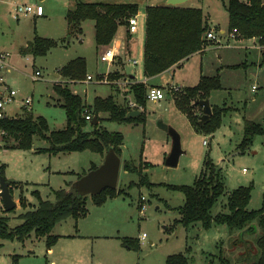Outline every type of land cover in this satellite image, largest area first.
<instances>
[{"label":"rangeland","instance_id":"rangeland-1","mask_svg":"<svg viewBox=\"0 0 264 264\" xmlns=\"http://www.w3.org/2000/svg\"><path fill=\"white\" fill-rule=\"evenodd\" d=\"M44 1L45 8L49 5L52 7L51 12L47 11L46 17H34L22 12L14 16V7L16 4L22 6L24 2L37 1L0 0V49L8 52L11 66L10 71L0 69V75L17 91L15 101L6 108L7 115L22 116L26 109L20 106V99L29 96L32 99L31 112L47 120L49 131L63 129L66 125L65 112L53 85L67 83L72 92L82 97L89 113H92L91 103L94 96H110L118 107L142 111L145 121L118 123L108 120L107 113L100 112L97 127L118 131L123 135L119 156L121 166L116 188H121L124 194L107 198L101 205L94 204L87 195L85 215L76 221L68 217L57 223L51 233L58 235V238L50 248H47L45 237H37L33 233L23 243L0 239V264H50L51 261H54V264H165L166 257L175 253L185 254L188 264H225L221 261L222 257L228 264L255 262L259 256L256 246L259 229L249 232L245 228L240 235L241 231L229 232L224 225L203 229L200 224L193 223L183 227L177 222L180 217L179 207L184 201L183 194L169 186L192 185L195 177L204 170L205 160L210 159L219 171L224 186L223 194L211 209L212 215L226 210L225 203L229 192L238 186L245 187L249 184L252 187L247 209L253 210L262 206L264 135L255 136L252 144L243 152L237 148L246 120L264 126V63L261 62V48H258L255 39L248 38L240 43L237 41L241 40L238 36L228 39L227 33L230 31L227 30L226 18L221 16L220 22L217 19L225 32H215L217 39L210 41L229 47L219 53L221 62L239 63V66L235 69L225 68L220 72L222 87L212 91L210 102L219 104L212 106L218 107L224 115L221 116L220 126L210 136L194 129L201 107L189 101L191 104L188 106L187 116L183 105L177 101L187 85L193 86L201 70L207 69L209 74L213 73L214 66L219 62V54H215V51L206 52L201 59L198 55H193L183 69L178 68L173 73L174 80L179 84L185 82V86H160L165 94L164 99L156 102L146 99L145 105H139L130 86L136 81H129L125 76L128 72L125 68L126 55L124 54L123 58H114L111 64L109 63L111 66L107 67L109 71L96 72L100 66L108 64L100 62L92 22L85 20L82 23L81 35L75 30L69 32L68 29L66 33L62 12L71 0ZM100 1H134L138 3L141 11L149 3L164 4V0ZM184 5L208 7L214 12L215 9L221 10V0H189ZM136 16L139 26L137 34H141L144 16H139L138 13ZM36 35L50 36L57 40V44L44 55L24 54L20 48H24ZM250 47L251 49H246ZM121 48L124 49L122 46ZM210 54L214 56L212 62ZM77 56L86 60V75L90 74L96 80L107 79L108 83H92L86 76L82 80L65 82L58 74L59 68ZM141 58L142 56L138 55V63L133 66L139 77H142ZM130 66L129 63L128 69ZM113 67L120 68L122 72L113 70ZM35 70L40 72V78L36 80L31 78ZM114 71L119 76H111ZM54 73H57L56 77ZM252 75L254 78H251ZM165 77L169 75L166 74ZM253 84L256 89L252 91ZM144 85L146 89L151 86L148 83ZM169 95L171 97L167 98ZM159 121L179 133L184 152L180 155L176 167L167 166L164 162L172 141L170 135L158 126ZM92 128L88 121L84 129ZM204 139L207 140V145L203 144ZM11 143L2 141L0 135L2 176L17 181L11 184L13 199L17 203L14 210L3 212L0 200V215L8 216L10 227L22 222L19 214L37 206L38 197L35 192L42 199L54 201V190L63 188L67 191L69 185L87 172L92 164L98 166L104 155L89 150L57 154L39 153L37 149L48 147V142L39 137H33L30 149L5 147ZM124 161L135 166L136 170H123ZM144 175L153 183L150 187L137 184ZM142 233L146 234L144 240L139 239ZM69 235L81 237H67ZM127 238L138 239V248L127 247L124 244V239Z\"/></svg>","mask_w":264,"mask_h":264},{"label":"trees","instance_id":"trees-1","mask_svg":"<svg viewBox=\"0 0 264 264\" xmlns=\"http://www.w3.org/2000/svg\"><path fill=\"white\" fill-rule=\"evenodd\" d=\"M138 7V3L134 1L74 0L73 7L68 9L65 15L68 31L75 30L81 34V22L91 20L93 21L96 46L109 45L121 27H125L128 31V19L137 14ZM225 7L228 15L227 30L236 29V36L240 39L255 38L258 45L263 46L260 50L261 62L264 63V0H226ZM144 12L143 72L146 76L159 74L204 48L207 39L203 40L202 37L207 30V24L200 8L180 5H146ZM56 44L57 42L53 39L36 35L22 50L24 54L40 56L46 54ZM58 74L65 82L84 79L86 76L85 58L77 56L70 59L59 68ZM111 76L119 75L114 71ZM130 86L135 101L139 105H145L146 88L144 83L136 81ZM220 88L221 82L218 75H202L195 85L185 87L183 95L177 102L181 106L183 105L182 108L187 114L188 106L191 104L189 101H192L193 104L195 100L208 98L211 91ZM53 89L62 102L61 106L66 118L65 127L49 131L47 120L42 116L34 115L31 111H25L22 116H6L0 118V131H3L0 135L2 141L5 143L11 141L12 143L11 145L4 144L5 147L30 149L33 137H39L48 142V147L37 149L39 153L57 154L89 150L101 155L112 148L120 156L123 135L118 131L98 128L99 113H107L108 120L118 123H143L145 121V114L142 111L139 110L140 112L136 116H127L131 110L118 107L112 97L96 96L93 99L92 113L90 114L96 115L98 121L92 125V130H85L84 127L88 121L84 118V114L89 113V110L82 97L72 92L67 83L54 84ZM211 108L212 115L208 121L201 125L198 124V120L194 123L195 129L205 134L215 132L220 126L221 116L224 115L218 107L212 106ZM188 114L187 116H189ZM257 135H264V126L246 120L243 136L237 148L243 152L252 144L253 138ZM95 167L96 165L92 164L90 169ZM122 168L127 172L136 170L135 166L126 161L123 162ZM0 175L2 176V170H0ZM137 184L150 187L153 183H150L147 176L144 175L140 177ZM169 186L183 194L184 201L179 207L180 217L177 220L183 227L198 223L203 229L224 225L229 232H239L245 228H248L249 232L254 228L259 229V236L256 240L259 256L251 264H264V199L260 208L247 209L251 184L245 187L238 186L229 192L225 203L226 210L215 215H212L211 209L223 194L224 186L220 180L219 171L210 159L205 160L204 170L195 177L192 185ZM10 190L12 192L11 185ZM53 193L55 199L50 201L42 199L35 192L38 197L37 206L19 214L22 222L14 227L8 225V216L0 215V239L23 243L33 233L37 237H45L47 248H50L58 238V235L51 233L54 226L68 217H72L76 221L85 215L87 198V195L73 198L63 188L54 190ZM121 194H124L121 188H105L99 194L89 196L94 204L101 205L107 198ZM13 210L14 208L10 211L4 209L2 211L7 213ZM124 244L135 249L139 245L138 239L133 238L124 239ZM221 261L228 264V261L223 257ZM165 264H188V257L183 253L171 254L166 257Z\"/></svg>","mask_w":264,"mask_h":264},{"label":"crops","instance_id":"crops-1","mask_svg":"<svg viewBox=\"0 0 264 264\" xmlns=\"http://www.w3.org/2000/svg\"><path fill=\"white\" fill-rule=\"evenodd\" d=\"M34 1H37V0H34ZM189 0H185L184 2H182L181 4H178L180 6H185L184 4H186V2H188ZM41 4L43 5V2H45L44 0L40 1ZM26 3V2H24ZM164 4H160V3H149L148 5H167L166 4V0H164L163 2ZM74 5V0H71V2H68L67 5H65V8L63 10L62 13H64V18H65V15H66V12L68 9H71ZM185 7H193V6H185ZM221 10H216L215 9V12L212 11L211 9H209L208 7H204V8H200L201 11H202V14H203V19L205 20L206 24H207V30L206 31H212V32H216V33H220V34H223L225 32L224 28H222L220 26V24L217 22V19L219 20V22L221 21L220 20V17L223 16L226 18V23L228 24V15H227V11H226V7H225V1L224 0H221ZM52 10V7L49 5L47 8L44 7L43 5V15L42 16H47V14H45L47 11H49V13L51 12ZM145 6L143 8V10L141 11L140 10V7H138V14L139 16L143 15L144 16V21H145ZM32 16L34 17H41V16H36V15H33ZM91 21V20H90ZM65 31L67 33V29H68V26H67V21L65 19ZM84 22V21H83ZM81 22V28H82V23ZM92 25H93V21H91ZM139 27V26H138ZM138 32V29L136 31H133V32H130L129 30L126 31V29H124L123 27H121L119 29V31L116 33L114 40H119V43H120V48H119V51L117 53V56L116 57H121L123 58L122 56L125 54L126 57H127V61H125V68H126V72L125 76H126V79H129V81H143L145 83H148V84H151V86H156L158 85L157 87H160V86H165L167 84H173V85H177V86H185L183 82L182 84L178 83L176 80H174V76H173V73L179 68V69H183L184 65L186 64V62L193 56V55H198L199 59H201L203 57V55H205L206 52H209V53H212L214 52L215 54H219L221 52H224L223 50L227 49V45H218L216 44L214 41H210V40H206L205 41V45H204V48L200 51H197V52H194L192 53L191 55H189L187 58H184L182 61L179 62V64H175L173 66H171L170 68L164 70L163 72L159 73V74H156L154 76H146L143 72V45H144V39H145V22H144V28H143V31L141 32V34H137ZM215 33V34H216ZM82 34V33H81ZM80 34V35H81ZM46 38H50V39H53L57 42L56 39L54 38H51L50 36H44ZM243 40L245 39H241V40H237L240 42H243ZM257 43V42H256ZM258 44V43H257ZM110 45V44H109ZM107 45H104V46H96V48L98 49V53L101 52V50L105 49ZM121 46L124 48L123 50H121ZM229 48V47H228ZM22 48H20L21 50ZM246 49H251L250 48H246ZM4 50V49H3ZM6 51V50H5ZM121 51V52H120ZM7 52V51H6ZM100 54V53H99ZM98 54V56H99ZM130 55V56H129ZM138 55H141L142 58H141V72H142V77H139V74L138 72L136 71L135 65H137L138 63ZM137 56V57H136ZM260 56H261V51H260ZM8 57L7 56V62H8V65H9V61H8ZM82 57V56H80ZM218 58H219V62L214 66V69H213V73L212 74H209L207 69L206 70H201L198 74L197 79L195 80V83L193 85H195L198 81H199V78L200 76H213V75H218L220 76V72H223L225 70V68H228V69H235V68H238L239 66V63H223L221 62V54L218 55ZM133 60H136L137 62L134 64L133 63ZM214 60V56L213 54H210V61L212 62ZM124 61V60H123ZM224 61V60H223ZM102 62V61H100ZM129 63L131 64L130 66V69H128V65ZM245 63V62H244ZM108 64V63H107ZM111 64V63H110ZM62 66V65H61ZM108 66H111V65H107V66H100L99 69H97L96 72H104L105 70L106 71H109V69L107 68ZM106 67V68H105ZM114 69L113 70H119L120 72H122L120 70V68H117V67H113ZM3 69V68H2ZM11 69V66L9 65V68H6L5 70L7 71H10ZM125 72V71H124ZM55 74V77L57 76V73H54ZM169 75V77H165V75ZM124 76V77H125ZM251 78H254V76L252 75ZM121 79H124V78H121ZM189 86V85H187ZM192 86V85H191ZM253 86H255V88H252ZM222 87V85H221ZM161 88V87H160ZM162 89V88H161ZM254 89H256V85H252L251 86V90L253 91ZM163 90V89H162ZM214 92V91H213ZM212 91L210 92V96L208 97L209 99V102H210V98L212 96ZM96 96H94L95 98ZM168 97H171L170 95L167 96ZM93 98V99H94ZM164 98H165V94H164ZM163 98V99H164ZM93 102V101H92ZM92 104V103H91ZM210 105L212 107V105H219V104H211L210 102ZM201 115V113L198 114V117ZM195 129V128H194ZM213 133L211 134H208L210 136H212ZM204 145H207V144H204ZM67 237H81L79 235L75 236V235H69ZM51 249H48V251H50ZM50 264H54V261H51Z\"/></svg>","mask_w":264,"mask_h":264},{"label":"water","instance_id":"water-1","mask_svg":"<svg viewBox=\"0 0 264 264\" xmlns=\"http://www.w3.org/2000/svg\"><path fill=\"white\" fill-rule=\"evenodd\" d=\"M184 1L185 0H166V4L178 5ZM202 38L204 40L205 35H203ZM193 104L201 107V115L198 117V124L201 125L208 121L212 115V108L209 99H198L195 100ZM139 112V110H131L127 116H136ZM97 121V116L94 115L90 124L95 125ZM158 126L170 135L172 141L170 152L166 156L164 162L167 166L176 167L178 165L180 155L184 152L181 148L179 133L163 121H159ZM120 166V157L112 148H109L104 153L102 162L95 168L89 169L87 172L74 180L69 185L70 187L67 189V192L74 198L76 196L96 195L105 188L115 189L117 187ZM13 182H15L13 179H6L0 175V200L3 205V209L6 211H10L15 208L17 204L13 199V194L10 190V185ZM254 230H256V228H254ZM246 231H248V228H246ZM243 232L244 231H241L240 235H242Z\"/></svg>","mask_w":264,"mask_h":264},{"label":"built area","instance_id":"built-area-1","mask_svg":"<svg viewBox=\"0 0 264 264\" xmlns=\"http://www.w3.org/2000/svg\"><path fill=\"white\" fill-rule=\"evenodd\" d=\"M22 12L23 14H33L36 16H42L43 15V6L40 2L36 3H23L22 6H18L17 4L14 7V16H17L19 13ZM138 28V20L137 16H131L128 19V30L130 32L136 31ZM205 39L208 40H216L217 35L212 31H206L205 32ZM236 37V29H233L232 31L227 33L228 39H234ZM255 39V38H254ZM120 48L119 40H114L110 45H108L102 52L99 54V59L102 62L110 63L115 56H117V53ZM258 48H263V46L258 45ZM7 56L8 52L4 51L3 49H0V69H6L9 68L8 62H7ZM137 61L133 60V63L135 64ZM31 78L36 80L40 78V72L38 70H35L34 73L31 74ZM86 79L89 82L92 83H108L107 79H99L96 80L93 79L90 74L86 75ZM88 82V83H89ZM143 82V81H141ZM145 83V82H143ZM252 88H255L253 86ZM17 96V91L12 88L9 84H7L3 78L2 75H0V118L8 116L6 113V108L15 101ZM164 98V91L157 86H148L146 89V99L152 102L159 101ZM31 102L32 99L29 96H25L24 98L20 99V106H23L26 111H31ZM9 117V116H8ZM92 115L88 112L84 114V118L87 121H90L92 119ZM3 131H0V134ZM203 144H207V140H203ZM146 238V234L142 233L140 236V240H144Z\"/></svg>","mask_w":264,"mask_h":264}]
</instances>
